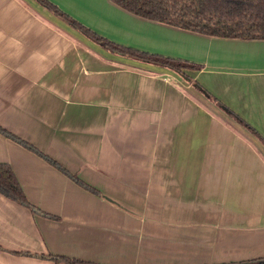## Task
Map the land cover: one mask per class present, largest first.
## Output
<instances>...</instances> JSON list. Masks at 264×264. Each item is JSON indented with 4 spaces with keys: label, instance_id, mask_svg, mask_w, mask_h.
Returning a JSON list of instances; mask_svg holds the SVG:
<instances>
[{
    "label": "crops",
    "instance_id": "crops-1",
    "mask_svg": "<svg viewBox=\"0 0 264 264\" xmlns=\"http://www.w3.org/2000/svg\"><path fill=\"white\" fill-rule=\"evenodd\" d=\"M47 1L114 44L195 65L182 71L264 139V39ZM0 128V164L27 202L0 193V264L264 259L259 138L176 72L108 51L35 0H0Z\"/></svg>",
    "mask_w": 264,
    "mask_h": 264
},
{
    "label": "trees",
    "instance_id": "trees-1",
    "mask_svg": "<svg viewBox=\"0 0 264 264\" xmlns=\"http://www.w3.org/2000/svg\"><path fill=\"white\" fill-rule=\"evenodd\" d=\"M51 13L63 19L84 36L101 45L108 51L135 60L151 63L168 68L183 79L191 82L207 98L216 103L227 114L236 118L237 121L245 125L264 144L262 136L250 127L244 120L234 114L228 107L222 104L217 98L211 96L197 82H192L183 69L196 68L193 64H188L180 60L153 55L146 52L137 51L114 44L101 36L95 34L90 29L82 26L66 14L59 11L47 0H35ZM114 4L125 11L136 16L172 25L178 28L202 33L209 36L221 38L238 39H264V0H111ZM0 132L7 134L4 130ZM52 162V161H51ZM55 164L54 162H52ZM56 165V164H55ZM65 172V171H63ZM76 180L77 183L91 191L87 186L74 176L65 172ZM0 193L5 197L20 203L27 204L24 194L17 182L12 169L6 164H0ZM54 260H63L71 264L82 263L75 260H68L59 256H47ZM89 264V263H86ZM241 264H264V259L254 260Z\"/></svg>",
    "mask_w": 264,
    "mask_h": 264
}]
</instances>
